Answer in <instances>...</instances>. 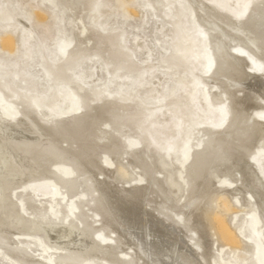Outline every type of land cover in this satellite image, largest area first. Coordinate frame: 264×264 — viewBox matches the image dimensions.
I'll return each instance as SVG.
<instances>
[{
  "label": "rangeland",
  "instance_id": "374dc122",
  "mask_svg": "<svg viewBox=\"0 0 264 264\" xmlns=\"http://www.w3.org/2000/svg\"><path fill=\"white\" fill-rule=\"evenodd\" d=\"M195 2L212 6L211 12L220 15L217 33L201 36L209 25L202 11L193 6ZM234 17L242 24L248 22L249 36L261 35L264 42V0H0V130L5 125L26 128L11 140L25 158L23 168L14 170L8 163L4 171L16 175L27 167L32 175L4 193L30 224L27 229L5 231L9 238H0V264H133V248L105 225L106 221L114 223L106 218V208L95 207L91 178L117 202L129 201L125 189L143 184L145 172L151 178L149 174L160 169L159 157L166 163L161 169V186L155 180L157 186L141 189L140 185L132 192L139 203L146 191L148 216L174 225L183 246L188 242L196 251L199 245L196 252L204 264L257 262L247 220L249 213L258 215L264 253V219L260 215L264 207V126H254L260 120L256 115L264 113V86L257 84L264 80V68L251 79L250 110L239 121L240 135L257 131L251 150L244 151L243 141L236 140L233 131L231 139L215 141V154L221 161L208 163L206 181L216 174L221 177H214L210 192H196L190 176L191 153L200 152L209 135L221 138L220 130L224 132L235 122L230 121V99L224 91L232 94L235 89L237 98L243 87L231 89L225 74L236 77L243 67L248 69L252 65L249 57L261 59L264 65V45L250 56L235 51L242 44L245 47L246 35H235L227 28ZM215 41L224 42L240 61L233 64L235 68L225 66L222 70L227 67V73L213 74L220 66ZM208 58L215 64L205 72ZM12 91L34 98L17 114L11 113ZM191 106L197 114L189 112ZM32 118L48 127L54 139L40 133L31 124ZM218 121L225 122L221 129ZM72 131L67 142L58 138L59 132ZM102 133L106 137L99 138ZM120 161L135 180L115 178L122 173ZM223 165L231 167L226 178L237 182L223 178ZM167 173L179 187L177 197L169 193ZM10 179L15 182L13 176ZM245 180L242 188L258 196L261 206L255 205L256 212L237 203L252 200L250 195L238 190L227 193ZM194 194L199 197L193 208L198 204L201 208L197 213L192 209L191 217L196 215L208 228L209 261L201 254L199 233L190 226L189 208L183 202ZM222 197L230 205L220 217L237 239L233 244H227L217 227L215 215ZM28 202L33 203L31 209ZM123 209L129 215V207ZM73 226L91 233L96 246L93 254L79 255L73 247L48 240L49 233ZM246 242L251 246L247 250ZM103 245L112 246L116 261L101 254L97 247ZM185 253L179 251L188 263Z\"/></svg>",
  "mask_w": 264,
  "mask_h": 264
},
{
  "label": "bare ground",
  "instance_id": "6f19581e",
  "mask_svg": "<svg viewBox=\"0 0 264 264\" xmlns=\"http://www.w3.org/2000/svg\"><path fill=\"white\" fill-rule=\"evenodd\" d=\"M192 3L195 9H199L202 11V13L205 15V20L207 21V25H209V29L206 30V32L202 31L201 36L207 38L209 34H212V32H216L221 26L222 19L219 14H214L211 11L213 10L212 6H206L203 7V5L200 6V4ZM199 7V8H198ZM216 11V10H215ZM239 17V15H236ZM40 18L43 17V15H39ZM234 21H229L226 23V26L232 33L240 34V35H246V45L243 47L240 45L238 49H235L237 53H246L250 56L251 51H259L260 45H264V42L261 41L262 36L260 35L257 38L250 37L249 32L250 31V24L247 22V24L240 23L239 19L234 17ZM209 19V20H208ZM204 22V21H203ZM246 25V26H245ZM252 25V23H251ZM224 37V35H223ZM227 39V38H225ZM260 40V41H258ZM214 47L216 50L219 51L220 56V66L213 71V74L215 72L218 73H227V67L222 70L225 66H231L234 67V63L240 64V61H238L229 49V47L224 43H217L214 42ZM180 48V47H179ZM208 55L209 53L206 52ZM253 54V53H252ZM195 57H199L198 54L194 55ZM250 58V61L252 65L248 66V69H245L243 67L242 72L236 77H229L225 74V78H229V83L227 85L231 86V89H233L236 85H242V96L236 98L234 97V94L237 93L234 89V91L231 93H228V91H224L226 93L227 99L229 98L230 101L228 102L227 106L230 109V112L232 116L230 117V121H235L233 124H228L226 126L227 130H220L222 132L221 138H217L215 136H208V139L204 142L203 148L200 152H194L191 153L192 160L190 161V167H191V174L192 177V184L193 189L198 193H208L210 192L212 186V183L214 182L213 179H220L221 176L215 175L213 178H211L210 181H206V173H208V167L210 166L208 163L218 162L221 161V158L218 157L215 154V141L223 140L226 138L234 137L231 136V132H234V134L237 136L236 140L243 141L242 147L245 150H251L253 142L256 138V130L254 132H251L247 136L240 135V132L238 131L239 128H241L240 120L242 118H245V112L247 109L250 110V100H251V92H250V82H252L251 79H256L257 73H259L262 68H264L263 61L261 59L256 58ZM215 64V60L213 58H208L205 61V64L202 60V64L205 65V72L210 70L211 64ZM217 64V62H216ZM238 66V65H237ZM235 68V67H234ZM234 70V69H233ZM238 70V69H237ZM240 71V70H239ZM235 74V75H236ZM230 75V74H229ZM234 75V74H233ZM81 76V75H80ZM205 78V77H204ZM78 79V78H77ZM80 79V78H79ZM206 79V78H205ZM82 80V79H81ZM207 80V79H206ZM228 82V81H227ZM258 82V80H257ZM259 87L262 88L264 86V80H261V82H258ZM206 85V84H205ZM252 86V85H251ZM239 87L238 89H240ZM252 88V87H251ZM258 88V87H257ZM259 88V89H260ZM79 89H82V87L79 86ZM258 89V90H259ZM255 90V89H254ZM239 91V90H237ZM256 91V90H255ZM261 97L263 95V91H260ZM13 99H10V108L13 110L11 113L17 114L20 110H24L23 104L26 105V103H30L31 99H34L33 97H26V94L18 93L16 91H12ZM230 96V97H229ZM237 96V95H236ZM226 99V100H227ZM133 102V101H131ZM30 107L32 105L30 104ZM35 109V108H31ZM190 113L197 114V110L191 106L189 108ZM247 114V113H246ZM205 116V114H199V117ZM256 116L259 117L260 120H255V128H259L264 126L262 120H264V113L257 114ZM208 117H204L202 121H206ZM257 121V122H256ZM218 125L221 129V126L223 127L225 122L218 121ZM222 122V123H221ZM31 124L37 128L40 133L43 135H47L50 140L54 139V133H50V129L48 127H44L41 124L37 122L36 119H31ZM3 129L0 130V231L1 239H8L9 237L6 236L7 232H9L12 228L17 229H27L29 228L28 224L29 221L24 217L23 214L20 213L17 205L15 202L8 201L6 196L4 195L5 191L7 189H11L13 185L17 182H20L21 180L27 179L28 177H31L30 169L25 167L23 172H20L16 175H9L5 174L4 167L8 165V163L14 168V170H19L23 168L22 164L25 163V158L20 154L18 148L16 149L14 147V144L11 142V140L15 137H19L20 133L25 132L26 128L23 125L20 126H1ZM56 132V131H55ZM73 134L72 132H68L66 134L58 133V138L61 139L63 142H67L68 137H70ZM106 137L102 133V135L99 138ZM157 147V146H156ZM133 151V150H132ZM191 150L187 151L186 153H190ZM140 152V151H139ZM92 157L89 158V160ZM157 163H159L160 169H156L157 172H152L151 178L147 177L146 172L144 173V176H146V180L142 184H136V186H130L129 188L125 189L123 192L124 194H127L126 200H121L120 202H117V199L113 198V196L108 192V190L101 186L100 182L97 181V179L91 178L92 186L94 187V191H96L97 198L95 199V202L97 206V210L101 208H106V218L109 220L112 218L114 223H105L109 224L110 229L113 230V233L117 239H121L123 243H126L129 247L133 248V264H204L203 259L197 254V250L200 249L199 245H196V251L193 250V247L187 242V245L183 246L182 240L179 239L181 237H178V234L175 232L177 231L174 225L170 224L167 225V223H164L162 219L156 218L155 216H152L151 214L148 216V212L146 210L147 204L145 203L146 191H142L143 198L141 200L139 199V203L137 201V198L135 199V195H133V189H139L140 185H142L143 188L147 187H153L157 186V182L155 180H158L160 186H161V180L163 176V170L166 167V163L159 157L156 158ZM252 161L254 162L253 165H257L258 162L255 160V157L252 158ZM207 163V164H206ZM110 164V163H109ZM112 164V163H111ZM121 174L115 175L116 179H119L120 177L127 178L128 180L131 179V181L135 180L133 179V173L130 172L127 169V166H125L121 161L119 162ZM164 168V169H163ZM224 172L226 175H224L223 178H226L227 174H230L231 167L228 166H222ZM163 169V170H161ZM109 172V171H108ZM159 176H157V175ZM13 176L15 178V182H13V179L11 180L10 177ZM167 181L169 182V193L172 194L174 197H177L179 192V187H177V183L173 180L171 174L167 173L165 174ZM104 179V178H103ZM154 179V180H153ZM142 180V179H141ZM140 180V181H141ZM226 180L229 183H232L233 181L237 182L238 180L232 179V178H226ZM139 181V180H138ZM164 181V180H163ZM247 184L246 180L241 181L238 187L234 189H228L227 193H230L232 191H242L244 194L250 195L252 200L246 201L245 204L244 201H237V203H240L242 207L249 206L251 207L249 210L250 212H256L253 208L255 205L261 206L259 201H257L258 196L253 194L252 192L243 189L242 186ZM139 187V188H138ZM124 190V189H123ZM129 192V193H127ZM116 194V193H115ZM230 196V195H229ZM198 194H194L190 196L189 198H186L184 202V206L186 208H189V216L191 219V227L194 228L195 231H198L200 241L202 242L203 250H201V254L203 255V258L206 261H209V258L212 254V245H211V238L209 235L208 228L205 226V222L200 221L199 218L196 215H192V209L194 213H197V210L201 208V206L198 204L195 208H193V205L198 198ZM228 197V196H227ZM257 198V199H256ZM246 199V198H244ZM172 201V200H171ZM167 202L168 199H167ZM257 202V203H256ZM130 203V204H129ZM206 203V202H205ZM33 203L28 202V206H32ZM254 204V205H252ZM129 207V215L125 213V210L123 209V206ZM174 205V204H172ZM230 203L226 199V197H222V199L219 202L218 209L216 211V222L217 227L221 233V236L225 239L227 244H233L237 242V239L234 237L232 232L228 229V226L224 223V219L220 217L221 213L229 208ZM139 207V208H138ZM245 209L241 210L244 211ZM254 210V211H253ZM26 211V210H25ZM141 213H138V212ZM261 217L264 219V207L263 210H260ZM121 223H124V225H121L118 220ZM105 219V218H104ZM259 222L260 219L258 215H255L254 213H249V218L247 220V229L251 232L248 235V239L252 240V245H255L254 253L257 262L255 264H264V258H262L261 255H263V249L260 245V238L263 233L260 234L259 229ZM5 231H7L5 233ZM8 235V234H7ZM196 236V234H195ZM48 240H55L58 245L65 246V247H73L75 248L76 252H78L79 255H85V254H93L95 252L96 246L95 243H92L91 241V233L87 231H83L81 229H78L76 227H68L64 228L62 230H58L54 233L48 234ZM13 242V241H11ZM257 243V244H256ZM195 246V244H194ZM246 250L247 248L251 247L248 242L245 244ZM98 250H101V254L105 256L106 259L110 261H116L117 260V254L115 250L112 248V246L109 245H103L98 246ZM183 249L186 251L185 258L189 260V262H185L181 259L179 255V251ZM199 251V250H198ZM53 264V262L51 261Z\"/></svg>",
  "mask_w": 264,
  "mask_h": 264
}]
</instances>
